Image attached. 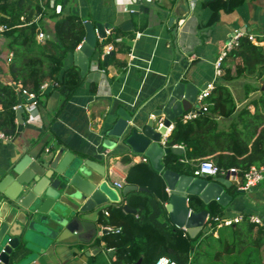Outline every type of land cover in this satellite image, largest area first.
<instances>
[{
	"label": "crops",
	"instance_id": "crops-1",
	"mask_svg": "<svg viewBox=\"0 0 264 264\" xmlns=\"http://www.w3.org/2000/svg\"><path fill=\"white\" fill-rule=\"evenodd\" d=\"M207 1L64 0L63 12H76L93 23L104 22L110 31L116 27L122 30L124 33L116 38L121 44L114 46V58L110 56L106 64V45L97 56L91 57L83 83L60 113L62 95L53 84L47 82L39 91L37 106H31L20 93L19 104L25 108L23 128L10 139H0V179L24 150L42 142L44 153H52L63 146L82 157L107 163L109 180L113 184L115 180L126 184L131 163L144 160L146 156L133 152L120 137L105 134L118 119V109L123 107L132 115L129 125L132 122L142 125L157 107L162 106L175 81L184 79L204 88L216 78V60L226 40L236 30L254 32L264 45V0H245L234 10L222 11L220 19L213 25L204 26L212 14V8L205 5ZM48 12L42 22L47 35L54 37L56 17L51 15V10ZM144 17L146 25L139 29L137 26ZM105 37H98V41ZM6 42L7 36L0 33V77L11 81L8 61L12 52ZM72 63H75L74 53L67 56L65 66ZM216 79L217 82L219 78ZM245 82L242 78L227 81L236 99L237 111L231 116H217L220 126L225 129L237 120L238 111L261 93L256 89L246 96ZM94 83L95 89L92 88ZM49 85L52 87L48 89ZM249 106L254 109L253 104ZM105 139H109L108 146ZM125 152L131 154V162L122 160ZM184 153L185 147L179 154ZM226 189L233 194V199L223 206L225 217L242 213L264 218V180L241 192H237L240 188L234 184ZM167 190L169 192L168 187ZM111 203L108 200L84 212L75 232L65 233L59 239L43 238L45 246L24 264H115L114 250L107 249L104 242H95L104 230V224L97 221L99 210ZM74 242L85 243V247L70 245ZM32 252L35 251L24 249L15 258L21 259Z\"/></svg>",
	"mask_w": 264,
	"mask_h": 264
},
{
	"label": "trees",
	"instance_id": "trees-1",
	"mask_svg": "<svg viewBox=\"0 0 264 264\" xmlns=\"http://www.w3.org/2000/svg\"><path fill=\"white\" fill-rule=\"evenodd\" d=\"M244 1H207L205 5L212 8V14L204 26L213 25L222 11L234 10ZM64 6V0H55L54 5L50 0H0V26H7L0 33L7 36L6 45L12 52L8 61L12 80L0 77V130L8 135L19 133L17 106L23 89L38 93L45 82L53 84L62 95L60 113L86 77L77 64L65 66L67 56L85 39L86 26L84 17L63 12ZM49 10L56 17L55 36L40 40L38 32H46L42 20ZM146 22L144 17L137 27L142 29ZM122 33L117 27L111 29L109 35L97 41L92 57L104 45L113 43L110 56L114 58V46L121 44L116 38ZM222 68L214 92L206 99L208 110H201L193 119L179 118L174 122L166 145L183 144L185 153H167L165 167L193 174L194 167L204 158L222 167L236 166L241 172L251 165L264 164V45L253 42L247 34L240 36L238 45L223 59ZM241 78L246 79V96L256 89L261 93L251 98L238 111L237 120L225 129L217 116H231L237 111L227 81ZM96 86L94 83L92 88ZM122 160L131 162V154L123 153ZM126 182L144 189L129 190L121 202L100 208L97 218L104 230L95 242H104L107 249L114 250L115 264H136L139 260V264H156L161 255L188 264H264V227L252 222L247 214L240 222L219 226V219L225 217L223 205L216 200L205 203L191 195V208L209 211L206 228L192 236L171 221L166 207L170 198L166 179L148 158L131 163ZM125 204L136 211L126 210ZM70 245L85 247L82 242Z\"/></svg>",
	"mask_w": 264,
	"mask_h": 264
},
{
	"label": "water",
	"instance_id": "water-1",
	"mask_svg": "<svg viewBox=\"0 0 264 264\" xmlns=\"http://www.w3.org/2000/svg\"><path fill=\"white\" fill-rule=\"evenodd\" d=\"M85 26V39L74 51V60L82 75L89 70L98 37L106 36L108 24L85 20ZM109 57L110 53L105 55V64ZM51 87L49 85L48 89ZM202 89L191 81H175L162 106L157 107L142 125L133 122L129 125L132 115L120 107L118 119L105 132L108 136L120 137L133 152L144 153L153 167L162 171L170 193L166 203L169 217L192 236L206 224L209 211L191 208V195L198 196L205 203L216 200L223 206L233 199V194L226 189L233 186L228 176H194L165 167V155L183 153L184 148L167 146L162 142V136L172 122L187 110L199 106L196 100ZM23 96L28 102L32 100L28 94ZM24 110L23 106L17 108L18 131L23 128ZM108 143L109 139H105L106 146ZM43 146L44 143L39 142L24 150L0 179V264L30 261L40 247L45 246L43 238L59 239L65 233L78 230V221H82L84 212L108 200L121 202L131 189H144L130 183L122 188L116 187L109 180L107 163L82 157L63 146L52 153H44ZM124 207L136 211L128 204ZM24 249L35 252L16 259Z\"/></svg>",
	"mask_w": 264,
	"mask_h": 264
},
{
	"label": "built area",
	"instance_id": "built-area-1",
	"mask_svg": "<svg viewBox=\"0 0 264 264\" xmlns=\"http://www.w3.org/2000/svg\"><path fill=\"white\" fill-rule=\"evenodd\" d=\"M134 1L141 2L143 0H134ZM50 3L52 5H54L55 0H50ZM58 7L60 8V5ZM6 27L7 26H5V25H1L0 31L4 30ZM106 32L110 34V29H106ZM140 34H141V32H138V35H140ZM244 34H247L248 37L255 43H263L262 40L258 39L257 35L254 32H250V31H246V30H244V31L243 30H236L226 40V42L222 48V51L220 52V54L216 60V63H215V77L216 78H219L223 72V68H222L223 59L227 56V54L233 48H235L238 45L240 36H242ZM47 37H48L47 33L44 32L43 30H40L38 32V38L40 40H43ZM81 44H82V42L78 44L77 48H79L81 46ZM112 49H113V45L111 43L107 44L105 46L104 54L110 53ZM95 64H96V62H95ZM216 78L210 80L207 83V85L198 93L196 101L199 104V106L193 107V108L187 110L181 116V119L183 121H187V120H190V119L197 117L200 114L201 110H208V107L206 104V99L211 97L212 93L215 90L216 80H217ZM46 85H47V83L45 82L42 85L41 89L43 90V88ZM21 93L28 94L29 98L32 99L31 101H29V104L31 106H37L38 105L40 92H38V93L37 92H29L26 89H23ZM19 106H21V104H19ZM173 126H174V124H170L168 126L167 131L165 133L166 136L162 140V142L164 144H166V139H167V136L169 135L168 132L170 133L172 131ZM11 137H12L11 135H8L5 132L0 130V139L7 140V139H10ZM175 145H179V146H182L184 148L183 144H175ZM48 149L49 148H47V150ZM146 159H147V157L144 158V160H146ZM192 175H194V176H206V177L207 176H211V177L228 176L229 179L232 181V183L237 188L250 189L253 186L258 185L260 182H262L264 180V164L251 165L248 169L241 172L236 166L222 167V166H219L212 159L204 158L194 167ZM114 185L118 188H122L125 185V182L115 180ZM105 213H108V210H105ZM248 217L252 222H255V223L264 227V218L262 216L257 215V214H251V215H248ZM243 218H244V214H242V213L237 214V215L232 216V217H224L222 219H219L218 225L222 226V225L235 224L237 222H240ZM156 264H188V263L178 262L175 259H172L171 257H169L167 255H161L156 260Z\"/></svg>",
	"mask_w": 264,
	"mask_h": 264
}]
</instances>
